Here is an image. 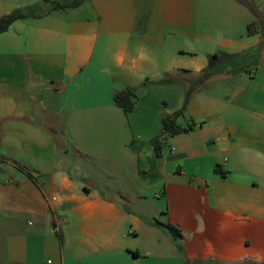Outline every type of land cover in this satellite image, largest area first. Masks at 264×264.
Wrapping results in <instances>:
<instances>
[{"label":"crops","instance_id":"1","mask_svg":"<svg viewBox=\"0 0 264 264\" xmlns=\"http://www.w3.org/2000/svg\"><path fill=\"white\" fill-rule=\"evenodd\" d=\"M37 5L0 0V17L36 16L0 34V264H264V77L203 85L186 134L161 123L211 56L264 53L247 35L264 2L224 0L217 35L196 0Z\"/></svg>","mask_w":264,"mask_h":264},{"label":"rangeland","instance_id":"2","mask_svg":"<svg viewBox=\"0 0 264 264\" xmlns=\"http://www.w3.org/2000/svg\"><path fill=\"white\" fill-rule=\"evenodd\" d=\"M80 1L82 0H38V5L33 6L32 10L34 14L41 15V14L57 11L55 9V5L57 4H65V3L75 4ZM234 1L235 2L239 1L245 6H247L250 12H251L250 9L256 12V8L254 7V5L256 7H259V5L264 2V0H234ZM223 2L224 0H196L198 20L201 21V23H203L204 30L207 31L209 34L217 35V31H219L218 22L222 19V13H223L220 9V5ZM252 24H254L253 27H255V30L259 32L260 36L262 31L264 34V18L258 16V20ZM218 61L219 62L212 68L211 71L218 76L220 75V77H224V74L229 73L231 71L233 72V75H235L238 72V70L251 71L255 73L258 77H264V53L262 54L257 52H250V53H246L245 55H243L238 59L225 60V61L221 59V61L220 60ZM195 80L196 77H193V82Z\"/></svg>","mask_w":264,"mask_h":264},{"label":"trees","instance_id":"3","mask_svg":"<svg viewBox=\"0 0 264 264\" xmlns=\"http://www.w3.org/2000/svg\"><path fill=\"white\" fill-rule=\"evenodd\" d=\"M71 5H76V3L72 4H57L55 5V9H66L70 7ZM253 15H256L255 11L250 9ZM36 16L31 14L28 10L26 9H16L13 10L11 13L8 15L0 17V34L4 33L7 31V29L15 22L19 20H25L29 18H35ZM253 28V24L247 26V35H251V29ZM226 58V59H224ZM225 60H233V59H238V57H233V56H218V55H213L209 58L208 66L205 70L200 72L196 78V80L193 82V84L185 91V97H184V103L183 106L180 110L172 114L171 116H168L166 118H163L161 120L162 126H163V131L167 133L169 136L174 137L177 135L181 134H186L190 132L193 129V125H189L186 128H182L176 125V120L179 118L183 110L185 109L187 103L191 99V97L195 94V92L208 83L209 81L215 79L216 77H220V75L214 74L211 70L212 68L219 62L218 60L221 61ZM240 71V70H239ZM233 73L232 71L229 73L224 74V77H227V75L230 76V74ZM134 98V93L132 89H126L120 92L115 93L113 97L114 104L116 107L120 108L125 114H128L131 112L133 108V100ZM154 150L155 152L159 151V146L157 145L156 141L153 142ZM167 230L171 234L173 238H179L180 234L176 229H174L171 226H167Z\"/></svg>","mask_w":264,"mask_h":264},{"label":"clouds","instance_id":"4","mask_svg":"<svg viewBox=\"0 0 264 264\" xmlns=\"http://www.w3.org/2000/svg\"><path fill=\"white\" fill-rule=\"evenodd\" d=\"M137 57L140 60H148L149 59L147 53L143 49L138 50ZM116 63L118 66H120L122 64V58L118 57L116 60Z\"/></svg>","mask_w":264,"mask_h":264},{"label":"built area","instance_id":"5","mask_svg":"<svg viewBox=\"0 0 264 264\" xmlns=\"http://www.w3.org/2000/svg\"><path fill=\"white\" fill-rule=\"evenodd\" d=\"M49 263V262H48Z\"/></svg>","mask_w":264,"mask_h":264}]
</instances>
